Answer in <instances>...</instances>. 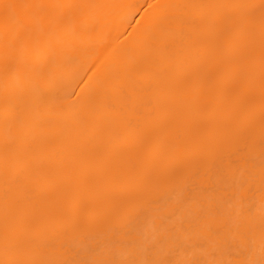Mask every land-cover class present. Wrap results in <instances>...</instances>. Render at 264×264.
<instances>
[{
    "label": "bare ground",
    "instance_id": "bare-ground-1",
    "mask_svg": "<svg viewBox=\"0 0 264 264\" xmlns=\"http://www.w3.org/2000/svg\"><path fill=\"white\" fill-rule=\"evenodd\" d=\"M0 264H264V0H0Z\"/></svg>",
    "mask_w": 264,
    "mask_h": 264
}]
</instances>
